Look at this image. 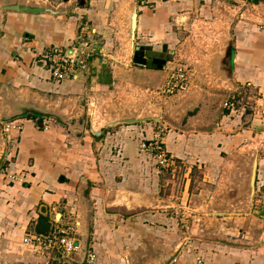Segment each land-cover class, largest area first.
<instances>
[{
	"label": "crops",
	"instance_id": "crops-1",
	"mask_svg": "<svg viewBox=\"0 0 264 264\" xmlns=\"http://www.w3.org/2000/svg\"><path fill=\"white\" fill-rule=\"evenodd\" d=\"M6 1L12 0H0V4ZM26 1L49 2L56 12L0 7V120L22 123L20 130L7 132L4 142V160L15 180L9 181L0 173V258L16 261V252L25 246V235L47 234L76 220L83 248L97 251L96 264L123 259V236L131 244L127 251L137 250L133 248L136 242L138 248L150 244V264H167L174 255L177 264L192 263L197 255L207 264H264V25L254 28L242 19L248 9L244 0H150L149 5L129 0L126 6L120 0ZM232 1L240 4L234 6ZM232 5L235 9L230 15L226 9ZM129 6L137 13L134 47L121 65L166 80L175 65L173 43L181 36L172 31L171 15L177 10L185 16L195 12L201 27L217 24L214 33L221 34L220 47L216 45L210 56L215 73L210 83L217 87L226 83L225 96L233 92L232 88L247 87L258 95L251 107L254 114L242 121L240 106L229 112L216 104V90L198 87L197 125L191 124L194 117L187 126L170 128L162 137L171 163L186 165L192 196L208 189L210 198L205 203L211 205L209 212L201 206L187 207L189 193L186 195L185 188L178 203L171 202V192L162 204L140 200L130 209L117 205L124 194L137 199L160 197L155 187L160 170L138 150L139 142L155 136L146 126L138 130L143 124L150 126V121L120 123L110 129L104 125L94 130L55 119L49 129L43 130L26 117L32 110L46 114L51 109L58 114L61 109L55 108V102H48L69 100L68 94L77 93L87 83L80 79L82 75L54 81L48 67L41 63L42 50L72 43L80 25L88 23L94 30L93 37L103 40L99 51H112L118 40L128 36ZM230 44L233 52L227 55ZM96 61L89 59L88 82H98L105 76L101 69L105 59L97 57ZM113 142L117 147L112 150ZM251 145L257 156L253 203L247 204L248 211L236 213L225 205L234 206L245 195L248 163L242 152ZM199 180L214 185L209 191L208 184L202 183L205 187L199 189L194 186ZM112 197L116 200L109 201ZM119 210L135 213L127 217ZM209 216L215 225L211 231L205 225ZM254 218L262 223L258 230L261 236L251 242L245 238H250L248 233L257 234L248 226ZM234 222L239 229L234 228ZM75 259L82 260L83 253ZM37 261L42 264L44 260L38 257Z\"/></svg>",
	"mask_w": 264,
	"mask_h": 264
},
{
	"label": "rangeland",
	"instance_id": "rangeland-1",
	"mask_svg": "<svg viewBox=\"0 0 264 264\" xmlns=\"http://www.w3.org/2000/svg\"><path fill=\"white\" fill-rule=\"evenodd\" d=\"M117 2H119V0H117ZM120 2H123V5L126 6V3H128L129 0H120ZM37 3L46 4L53 9H56V7L49 2L38 1ZM231 3L235 4L234 6L240 4V2L236 3L234 1ZM244 3L245 7L248 9L244 11L242 19L252 24L254 28H258L262 24L264 25V0H244ZM234 9L235 7L232 5L230 9H226V12L232 15L234 13ZM130 11L129 6L127 12L129 13ZM182 12V10H177V13L171 15L170 23L172 31L181 35L180 37H176V41L173 43L175 46L173 49H175L176 52L172 54V57L174 58L172 60L175 62V65L172 66L173 68L178 66L183 69L181 71L183 73V79L171 88L170 91H166L163 86L166 80L163 81L162 78L160 79L159 77H156L154 74H151V72H147L139 68H126L124 65H121L120 62H125L131 51L128 36L125 37V39L120 40V42L119 40H116L117 44L112 51L102 52L99 51V47L102 45L103 40L100 41V39L98 40V37H94L93 40L96 42V48L92 58H94L95 63H97V57L105 59V62L103 63L104 66L101 68L105 71L104 78L98 80V82H92L90 80L88 82L89 74L81 76L80 79L87 80V83L81 86V89L79 88L77 93L68 94V96H70L69 100H50L48 103L51 102V105H53L55 102V108H57L58 111L61 109V113L58 112V114H56L57 112H54L55 110L49 109V115L46 117L57 120L59 119L61 122L65 121L71 125L74 124L75 128H86L90 126L94 130H100L101 127H104V125L106 126L108 121L116 117L151 116L153 117L152 119L143 121L146 123H149L150 121V126L143 124L142 127L138 128V130L141 128L143 129V127L146 126L147 129L150 128L151 134H155V132L161 129V137H163L170 128L182 129L187 126V124L190 123L188 121L194 117L196 118L191 124L197 125L198 87L216 90V92H218V103L216 104H219L222 108V101L226 97L225 94L227 93L226 83L223 84V87L222 85L217 87L216 85L210 83L213 81L212 74L215 75L212 70L213 59H211L210 56L214 53L213 51L215 50L216 45L219 46L221 44V34L217 36L216 33H214L215 28H217L218 25L204 24L201 27L198 18L199 16L195 12H190L186 14V18L181 19V16L185 17ZM126 29H128V25ZM122 36L124 38V35ZM112 74L115 76L112 77ZM232 89L234 90L231 94L234 95L237 110L240 109H238V106H240L242 108L241 112H244V119H242V121L247 120L248 117L254 114L251 107H253L252 103H254L258 95L248 87L244 90H235V88ZM254 96H256L255 100ZM4 122V119L0 120V159H2L0 168L7 165V161L2 158L3 155L5 156L4 142L7 134V132L3 130ZM109 127L110 126L105 129H110ZM161 137L160 140L162 141ZM152 140L153 138H146L142 141L151 142ZM111 144L112 150L115 149L114 147H117L115 146L116 143L113 142ZM139 144L140 142L138 143L139 152L150 159L156 170H160L158 183H155L156 192L158 191L160 197H158V195H155L154 197L150 196L148 198L147 196H139L138 200L135 195L124 194L122 197H119L120 200L117 202V205H127L130 209V207H134L137 203H140V200L144 202L149 201V203L155 205L159 203L162 204L164 203L163 198L167 200L169 197L168 195L171 194V192H173L171 202L178 203V201H181L182 192L185 188L186 195L189 193L186 199L187 207L194 208L195 206H201L203 211H211V205L208 206L205 203V201L210 198L208 189L207 191L202 192L200 196H192L193 193L191 190H193V184L187 185L186 180L189 178L190 174L187 172L186 165L179 163L178 161L171 163V160H169V164L167 166L161 167L156 163V160L153 158L151 153L140 150ZM242 154L246 157L248 166L252 157L256 155L255 149L252 145L243 149ZM197 171L198 176H200V168H198ZM248 175L249 173L247 168L245 173L246 189L244 197H241L240 202L236 205L234 204V206L225 205V207H228L231 211H236V213H242L244 210L248 211L247 204H249V202L253 203V196L251 197L247 186ZM202 183L207 182L199 180V184L195 183L194 186L202 189L205 187ZM207 184V188H209L210 191V186L213 183L208 182ZM111 200L116 199L112 197L109 201ZM113 207H116V205L114 204ZM187 214V217H190L189 212ZM210 221L209 216L207 217L205 225L206 227H210L209 229L211 231L213 230L211 227L214 228L215 225ZM237 223L238 222H234L233 224L235 229H239ZM248 226L249 230L257 231V234H253L252 232L250 234L248 233L250 238H245L247 241L252 242L255 239H258L259 235L261 236V234L258 233V230L261 229L262 223L258 222L254 218L249 222ZM245 232L246 231H244V234ZM263 237L264 235L261 237V241H264ZM112 239L114 238L112 237ZM234 239H237L236 236H234ZM122 240L123 259H112L109 264L151 263L149 259H147L148 254L150 255V244H143L138 248L140 244L136 242L133 248L136 249L137 247V250L127 251V246L131 247V244H128L129 241L124 236ZM237 242L239 241L237 240ZM117 246L120 247L121 244H117ZM115 247L116 244H114V247L112 248L114 249ZM159 250L161 251L162 249L160 248ZM117 254H120L119 251H117ZM16 256L18 258L16 261L2 260L0 258V264H40V261H37L38 257L44 260L42 264H67L65 259L60 257L57 253L43 254L27 246L20 248L16 252ZM130 256L132 257V260Z\"/></svg>",
	"mask_w": 264,
	"mask_h": 264
},
{
	"label": "built area",
	"instance_id": "built-area-1",
	"mask_svg": "<svg viewBox=\"0 0 264 264\" xmlns=\"http://www.w3.org/2000/svg\"><path fill=\"white\" fill-rule=\"evenodd\" d=\"M141 4L149 5L150 0H141ZM181 19L186 18L180 17ZM94 30L88 23H82L78 30L75 41L68 45L48 46L41 52V63L48 67L51 78L56 82H62L69 79H77L80 75L84 76L88 72L89 59L94 55L96 42L93 37ZM95 42V43H94ZM183 69L176 66L169 70L165 84L166 91H170L178 82L183 79ZM249 85V84H248ZM222 108L229 112L237 111L234 95L228 94L222 101ZM34 120V119H33ZM37 128L49 129L55 119L43 116L41 119H35ZM22 128V123L16 120L6 121L3 130L9 132L11 129ZM161 129L155 133L150 142L141 141L139 146L141 151H148L152 154L156 163L165 167L169 164L170 156L160 140ZM162 139V137H161ZM7 161V160H6ZM9 165L0 168V172L5 174L9 181L15 180V175L9 171ZM78 223L58 226L47 234H27L22 238V243L40 253H57L65 259L67 264H96L97 253L93 248L84 249L81 245L78 235ZM83 253V259L76 261L75 255ZM178 257L174 255L167 264H177ZM189 264H207L205 260L197 255L192 263Z\"/></svg>",
	"mask_w": 264,
	"mask_h": 264
},
{
	"label": "water",
	"instance_id": "water-1",
	"mask_svg": "<svg viewBox=\"0 0 264 264\" xmlns=\"http://www.w3.org/2000/svg\"><path fill=\"white\" fill-rule=\"evenodd\" d=\"M0 7L1 8H7V9L23 10V11L34 12V13L43 12V11H49V12H53V13L56 12L55 9H53L52 7H50L46 4H38V3L26 1V0L6 1L4 3H1ZM136 17H137L136 9H135V7H132L131 11L129 13V16H128V21H127V23H128L127 33H128V38H129V42H130L129 45H130L131 50L134 47ZM152 118L153 117H151V116H141V117L121 116V117L113 118L112 120L108 121L106 123V125L112 126V125H116V124H120V123H125V124L140 123L143 121L150 120ZM98 133H100V131ZM2 158H4V155ZM1 161H2V159H0V164H1ZM256 167H257V156L255 155L254 157H252V159L249 163V166H248L249 175L247 177V186H248L249 193H250L251 197L254 194ZM117 212L120 213L121 215L127 216V217L135 213V211H120V210ZM213 213H215V212H213Z\"/></svg>",
	"mask_w": 264,
	"mask_h": 264
},
{
	"label": "trees",
	"instance_id": "trees-1",
	"mask_svg": "<svg viewBox=\"0 0 264 264\" xmlns=\"http://www.w3.org/2000/svg\"><path fill=\"white\" fill-rule=\"evenodd\" d=\"M232 52H233V47L230 44V46H228V48H227L226 53H227V55H231ZM141 62H144V60H142ZM46 115H49V114L48 113H46V114L44 113L43 114L42 112H38V111H35V110L29 111L28 113H26V117H30V118H32L34 120L35 119H41V117L46 116Z\"/></svg>",
	"mask_w": 264,
	"mask_h": 264
},
{
	"label": "bare ground",
	"instance_id": "bare-ground-1",
	"mask_svg": "<svg viewBox=\"0 0 264 264\" xmlns=\"http://www.w3.org/2000/svg\"><path fill=\"white\" fill-rule=\"evenodd\" d=\"M128 40V39H127ZM126 44H127V42H126ZM119 58V57H118ZM121 58V57H120ZM126 61V60H125Z\"/></svg>",
	"mask_w": 264,
	"mask_h": 264
}]
</instances>
